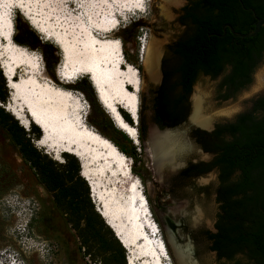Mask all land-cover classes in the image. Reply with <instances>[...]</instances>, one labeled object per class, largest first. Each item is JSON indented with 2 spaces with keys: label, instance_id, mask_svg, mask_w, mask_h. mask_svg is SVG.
Returning a JSON list of instances; mask_svg holds the SVG:
<instances>
[{
  "label": "trees",
  "instance_id": "16d2710c",
  "mask_svg": "<svg viewBox=\"0 0 264 264\" xmlns=\"http://www.w3.org/2000/svg\"><path fill=\"white\" fill-rule=\"evenodd\" d=\"M261 19L264 0H187L178 18L183 30L167 46L170 58L162 61L163 78L154 96L153 119L160 130L180 128L186 121L191 113L189 98L201 76L213 81L223 78L219 90L224 100L229 99L227 89L238 92L253 84V75L264 64V28L256 37L243 39L229 28L224 32L223 27L230 25L235 33L246 35L255 30ZM14 26L15 42L39 51L55 79L52 45L38 40L21 20L15 19ZM124 54L127 60L128 55ZM137 68L143 73L141 66ZM74 90L82 92L91 107L102 111L86 78ZM140 98L138 131L143 145L148 128L141 94ZM9 99L6 79L0 72V102L5 106ZM120 112L133 126L130 115ZM0 128L38 183L52 195L55 208L75 232L85 257L100 259L102 264H127L123 245L92 205L76 157L66 154L64 164L52 160L34 147L31 135L2 107ZM111 129L123 144L112 142L123 154L136 159L140 148L119 130ZM41 136V132H36V138ZM191 138L211 159L190 162L175 182L193 183L211 173L217 174L216 186L196 189L198 195L213 194L218 207L215 233L205 234L212 242L210 252L216 253L217 264H264V96L235 122L217 124L211 132L194 129Z\"/></svg>",
  "mask_w": 264,
  "mask_h": 264
},
{
  "label": "rangeland",
  "instance_id": "374dc122",
  "mask_svg": "<svg viewBox=\"0 0 264 264\" xmlns=\"http://www.w3.org/2000/svg\"><path fill=\"white\" fill-rule=\"evenodd\" d=\"M35 1L38 3L37 0ZM42 1L39 0L42 4V6L40 5V12L38 7L35 6L34 14H42L41 10L45 8ZM45 1L44 6L47 4L50 12L55 11V16L61 18V21L72 19L71 16H69L71 18H67L69 11L67 4H64L66 0ZM147 1L149 2L144 13L134 12V14H130V20L128 19L126 25H122L113 37L122 42L123 50L128 55L127 61L134 67L137 68L138 65L143 69V73H141L143 80L141 96L143 99L145 124L148 128L146 142L138 147L140 150L137 152L136 159L126 156L117 148L126 158L125 161L128 160L130 163V169L127 172L123 171L119 165H115L112 161L100 162L93 167V171L97 172L95 173L97 174L96 184L98 185L97 199L95 194L92 197L89 182L83 180L89 188V196L96 213L100 215L98 209L101 210V200L112 204L114 208H119L121 220L125 222L124 227L134 237L135 243V247L132 249L124 248L127 264L129 262L130 264H179L175 249L171 245V237H174V235L168 233L170 228L167 225L166 217L168 216L178 224L185 223L190 230L197 231L200 225L197 224L195 218L198 216V211H201L204 221L201 220L213 230V221L216 219L218 212L215 197L213 194L208 196L206 194L198 195L196 189L198 187L216 186L217 174L211 173L204 178H200L195 184L175 182L178 173L189 162H207L211 159V156L204 153L190 137V131L196 128V126L190 124L174 131L181 138V142L186 144V148L182 152L184 155V166L180 167V169H173L172 166H167L160 173H157L154 168L152 146L150 139L148 142V138L150 131L155 128H152L151 126L153 125L150 124L152 112L148 111V90L151 87L159 86L160 63L164 45L168 40L176 39L181 34L183 28L177 23L176 18L180 15L181 9L186 5L187 0ZM52 6L53 8H51ZM13 19L14 23L15 19L21 20L35 33L38 40L52 45L56 60L54 65L55 79L47 71L41 53L29 48L26 49L32 58L35 57L34 59L39 60V63L43 65L44 75L47 78L52 80L57 86L70 89L76 96H83V99L89 104L88 125L110 140L111 143H113L112 141L115 143L119 141L123 144L122 138L116 135L111 127L116 130L119 129L102 106L99 105L102 111L94 109L82 92L74 90L75 86L83 78L71 85L65 84L60 80L57 75V68L61 63L62 54L56 44L49 39L50 37L41 35L29 23L23 11L14 10ZM14 31L16 33L15 26ZM140 37H146L147 42L145 43L153 42L158 48L159 79L157 82L150 76L148 69L142 63V57L139 54L141 50ZM0 72L5 78L1 69ZM19 74L20 77L23 75L21 71ZM84 78L90 83L88 77ZM5 79L7 83V78ZM220 82L221 79L213 81L208 77H202L194 88L191 97V116L193 117L194 115L195 99L200 96L204 101V115L211 120V126L202 130L206 129V131L211 132L217 124L233 120L237 113L243 112L249 107L250 100L264 91V64L256 71L253 84L248 92L240 94L234 103L231 100L222 99L223 93L219 90ZM7 89L10 93V89L8 87ZM93 91L95 93L94 88ZM0 107L9 113L22 127L20 122L5 107ZM31 128L33 132L36 130L43 135L42 131L35 125L32 124L30 130ZM23 129L28 133L25 128ZM121 133L124 134L123 132ZM39 139L31 133L30 140L35 148L59 164L65 163L64 156L66 154L59 158L60 161H57L56 156L53 155L49 148L37 145ZM183 146L185 147L184 144ZM180 155L178 156L179 158ZM179 158L178 162L182 163ZM78 162L81 168V162L79 160ZM142 195H145L144 200L141 198ZM146 199L147 202L145 201ZM101 218L106 224L105 219L102 216ZM0 226V252L8 250L13 256L19 255L23 264H102L100 259L85 257L84 251L80 250V241L75 232L67 224L65 217L55 208L52 195L38 183L34 172L22 161L17 149L9 142L6 133L1 128ZM155 226H157L159 234H155ZM108 228L110 227L108 226ZM110 230L113 232L111 228ZM113 234L116 237L114 232ZM178 234L183 238L181 241L176 239L178 246L185 248L191 245V242L185 239L183 232L178 230ZM162 242L165 243L169 254L167 259ZM195 245L196 250L193 249L194 253L192 256L194 263L217 264L215 255L207 251V245L205 246L203 240H197Z\"/></svg>",
  "mask_w": 264,
  "mask_h": 264
},
{
  "label": "bare ground",
  "instance_id": "6f19581e",
  "mask_svg": "<svg viewBox=\"0 0 264 264\" xmlns=\"http://www.w3.org/2000/svg\"><path fill=\"white\" fill-rule=\"evenodd\" d=\"M37 2L0 0V69L10 81L11 97L4 107L26 130L33 124L42 131L43 135L37 145L49 148L57 161L64 154L76 157L82 164L81 176L92 184L97 199V172L93 171V167L100 162L112 161L127 172L130 163L125 161L126 158L110 140L88 125L89 104L83 96H76L70 89L57 86L44 75V67L39 60L32 58L26 48L15 42L14 10L23 11L29 23L41 35L50 37L61 51L58 73L60 80L71 85L88 77L93 88L98 89L101 100H98L99 104L115 126L139 147L141 143L136 129L139 124L136 127L129 126L118 112L123 110L128 114L137 110L140 113L139 96L143 80L140 71L126 60L122 42L113 37L122 25H126L130 14L144 13L149 1L66 0L64 4H67L69 11L67 18L71 16L72 19L64 21L55 16V11L50 12L47 4V7L44 6L45 0L42 1L45 7L41 10L42 16L40 13L34 14V7L37 6L39 10L42 6L39 0ZM8 6L11 11L7 10ZM140 54L142 63L154 78L158 57L154 43H145ZM20 71L23 73L21 77ZM203 102L200 96L195 99L192 119L198 126L208 128L211 120L204 115ZM0 106H3L1 102ZM181 141L174 131H150L153 164L157 173L167 166L175 168L178 165L177 157L185 149ZM144 196H141L143 200ZM100 208L108 226L121 238L123 247H135L134 237L124 227L125 222L121 220L119 208L102 200ZM171 245L179 264H196L192 260L190 245L182 248L176 244L174 237H171ZM162 247L168 257L164 242Z\"/></svg>",
  "mask_w": 264,
  "mask_h": 264
},
{
  "label": "flooded vegetation",
  "instance_id": "af4514ba",
  "mask_svg": "<svg viewBox=\"0 0 264 264\" xmlns=\"http://www.w3.org/2000/svg\"><path fill=\"white\" fill-rule=\"evenodd\" d=\"M178 18H179V15H178ZM178 18H176V21H177V23L179 24V22H178ZM180 25V24H179ZM181 28H182V26H181ZM175 41V39H171V40H168L167 42H165V45H164V52H163V56H162V60H161V63H160V79H159V55L157 54V73H156V76L153 78L156 82L158 81V79H159V85L161 84V82H162V78H163V72H162V61H163V59L165 58V57H167V59L169 60V52H168V49H167V46L168 45H170L172 42H174ZM154 48H155V52L157 53V51H158V48H157V46L154 44ZM149 73V72H148ZM226 74H227V72H226ZM255 75V74H254ZM254 75H253V78H254ZM202 77H205V76H201L200 78H202ZM209 78V77H208ZM221 80L223 79V78H220ZM252 86V85H251ZM251 86H249V87H247V88H245V89H242V90H240V91H238V92H235L233 89H230V90H226V94L229 96V99H227V100H231L233 103L234 102H236L235 101V99L240 95V94H243V93H245V92H248V90L251 88ZM157 87L158 86H155V87H151L149 90H148V111H150V112H152V118L150 119L151 120V122H150V124L151 125H153V126H151L152 128H155L154 126H157L158 127V125L154 122V119H153V109H154V107H155V105H154V96H155V93H156V91H157ZM262 96H264V91H262V92H260L259 94H257L256 96H254L251 100H250V104H249V107L247 108V109H245L243 112H239V113H237L235 116H234V118H233V120H231V121H229L228 123H233V122H235L236 120H237V118L240 116V115H242L243 113H246L247 111H249V110H251V109H253L254 108V106H255V103L257 102V100L260 98V97H262ZM189 102H190V105H191V97L189 98ZM192 115H193V112H192ZM190 117H191V119H190ZM191 121H192V123L194 124V125H196L197 127H200V126H198L197 124H195L194 123V121H193V119H192V116H191V113H190V115L187 117V119H186V121L185 122H183V124L180 126V128H182V127H184V126H186L187 124H190V125H192V123H191ZM159 128V127H158ZM200 128H202V127H200ZM156 129V128H155ZM160 129V128H159ZM177 129H179V128H177ZM194 129H199V128H193L191 131H190V137H191V133H192V131L194 130ZM202 129H204V128H202ZM206 130V129H205ZM36 130H34V132H33V130H32V128H31V130H30V135H31V133H32V135L33 136H35L36 135ZM147 133H148V131H147ZM150 134V133H149ZM184 145H185V148H186V144L185 143H183ZM183 152V151H182ZM181 152V153H182ZM180 153V154H181ZM179 154V155H180ZM178 155V156H179ZM178 158L179 157H177V166L175 167V168H173V169H179L180 167L182 168L184 165H183V163H179L178 162ZM190 163V162H189ZM188 163V164H189ZM191 163H195V162H191ZM187 164V165H188ZM186 165V166H187ZM184 169V168H183ZM183 169H181V171L183 170ZM180 171V172H181ZM179 172V173H180ZM178 173V174H179ZM216 174V173H215ZM202 178H204V177H202ZM200 178H198V179H196L193 183L195 184V182L196 181H198ZM188 183H192V182H188ZM199 188V187H198ZM202 212L200 211H198V216L195 218V221L197 222V224H199L200 225V228L196 231V230H190V228H189V226L188 225H186L185 223H180V224H178V223H176L174 220H172V219H170L168 216L166 217V222H167V225L169 226V228L170 229H168V233H172L173 235H174V237H175V241H181L183 238L178 234V230H180L181 232H183V234H184V236H185V239L186 240H189L190 242H191V245L193 246H191V249H192V252L194 253V251H193V249L194 250H196V243H197V240H199V239H201V240H203V242H204V244H205V246H206V248H207V251L209 252V253H212V254H214L215 255V258H216V253L215 252H210V246L212 245V242L209 240H207V238H206V235L205 234H208V235H211V234H214L215 233V223H216V219H214V221H213V230L211 229V228H209V227H207L206 225H205V223L203 222L204 220V218L202 219ZM169 220V221H168ZM202 221V222H201ZM1 227V226H0ZM178 236V237H177ZM177 239V240H176ZM176 244H177V242H176ZM178 245V244H177ZM195 245V246H194ZM189 246V245H188ZM187 247V246H186ZM185 247V248H186ZM183 248V247H182ZM193 253H192V256H193ZM193 260V259H192Z\"/></svg>",
  "mask_w": 264,
  "mask_h": 264
},
{
  "label": "water",
  "instance_id": "95a60500",
  "mask_svg": "<svg viewBox=\"0 0 264 264\" xmlns=\"http://www.w3.org/2000/svg\"><path fill=\"white\" fill-rule=\"evenodd\" d=\"M227 28H229L231 31H232V33L236 36V37H238V38H243V39H248V38H252V37H256L261 31H262V29L264 28V19H261V20H259L257 23H256V28H255V30L253 31V32H251V33H249V34H246V35H241V34H237V33H235V31H234V29L230 26V25H225L224 27H223V29H224V32H226V29ZM60 66V65H59ZM59 66H58V68H57V75H58V73H59ZM6 78V77H5ZM91 79L93 80V78H92V76H91ZM10 81L7 79V87L9 88V85H10V83H9ZM93 85H95L94 84V82H93ZM95 87V86H94ZM95 89V92L97 93L96 94V96H97V98H98V100L99 101H101L100 100V96H99V92H98V89L97 88H94ZM11 98V97H10ZM139 98H140V96H139ZM140 100H141V98H140ZM4 107V106H3ZM6 109V108H5ZM118 114H119V116L121 115V112H118ZM128 114L130 115V117H131V119H132V122H133V126H137V124H140V113L138 114L137 113V110L135 111V112H128ZM121 117V116H120ZM190 119H191V117H190ZM191 123H192V121H191ZM126 124H128L129 126H132V125H130L127 121H126ZM192 125H194L193 123H192ZM194 126H196V125H194ZM156 129H157V131L158 132H160V133H162V132H172V131H176V130H178V129H167V130H160L157 126H154ZM196 128H199V129H202V128H200V127H197L196 126ZM137 130H138V127L136 128ZM206 131V130H205ZM149 139H150V136H149V138H148V142H149ZM135 143V142H134ZM152 143V142H151ZM183 153H181V155H180V158H179V160L183 163ZM81 168H82V164H81ZM180 169V168H179ZM81 175H82V172H81ZM88 181V180H87ZM100 213V212H99ZM102 213H100V215H101ZM102 216V215H101ZM103 217V216H102ZM106 221V220H105ZM169 221V220H168ZM106 224L108 225V222L106 221ZM111 228V227H110ZM112 229V228H111ZM113 230V229H112ZM113 232L115 233V235H116V233L117 232H115V230H113ZM117 237V236H116ZM117 239L120 241V239L121 238H118L117 237ZM122 241V240H121ZM120 241V243H122ZM124 245V244H123ZM124 248H125V246H124Z\"/></svg>",
  "mask_w": 264,
  "mask_h": 264
},
{
  "label": "clouds",
  "instance_id": "9594fccd",
  "mask_svg": "<svg viewBox=\"0 0 264 264\" xmlns=\"http://www.w3.org/2000/svg\"><path fill=\"white\" fill-rule=\"evenodd\" d=\"M0 264H23L19 255H12L8 250L0 252Z\"/></svg>",
  "mask_w": 264,
  "mask_h": 264
},
{
  "label": "built area",
  "instance_id": "2783aa9c",
  "mask_svg": "<svg viewBox=\"0 0 264 264\" xmlns=\"http://www.w3.org/2000/svg\"><path fill=\"white\" fill-rule=\"evenodd\" d=\"M145 42H147V38H146V37H140V38H139V43H140V45H141V47H140L141 51H143V48H144ZM139 54H140V53H139ZM140 57H141V54H140ZM141 60H142V58H141ZM27 131H28V133H29V132H30V128H28ZM155 225H156V223H155ZM156 227H157V226H156Z\"/></svg>",
  "mask_w": 264,
  "mask_h": 264
}]
</instances>
